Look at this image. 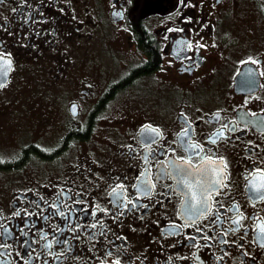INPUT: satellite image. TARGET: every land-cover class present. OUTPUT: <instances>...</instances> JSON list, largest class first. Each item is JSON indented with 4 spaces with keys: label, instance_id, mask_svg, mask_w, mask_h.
Wrapping results in <instances>:
<instances>
[{
    "label": "flooded vegetation",
    "instance_id": "1",
    "mask_svg": "<svg viewBox=\"0 0 264 264\" xmlns=\"http://www.w3.org/2000/svg\"><path fill=\"white\" fill-rule=\"evenodd\" d=\"M261 185L264 0H0V264H264Z\"/></svg>",
    "mask_w": 264,
    "mask_h": 264
},
{
    "label": "trees",
    "instance_id": "2",
    "mask_svg": "<svg viewBox=\"0 0 264 264\" xmlns=\"http://www.w3.org/2000/svg\"><path fill=\"white\" fill-rule=\"evenodd\" d=\"M146 49L149 50V55H150V58L154 57V51L152 48L149 47L148 44H146Z\"/></svg>",
    "mask_w": 264,
    "mask_h": 264
},
{
    "label": "snow or ice",
    "instance_id": "3",
    "mask_svg": "<svg viewBox=\"0 0 264 264\" xmlns=\"http://www.w3.org/2000/svg\"><path fill=\"white\" fill-rule=\"evenodd\" d=\"M187 134V132L185 133ZM190 147H194V146H190ZM226 167V166H225ZM259 171V170H258ZM260 187H264V185H261ZM259 191V188L257 189ZM115 192V189L113 190ZM262 198H264V196H262ZM261 232H264V227H261L260 229Z\"/></svg>",
    "mask_w": 264,
    "mask_h": 264
}]
</instances>
